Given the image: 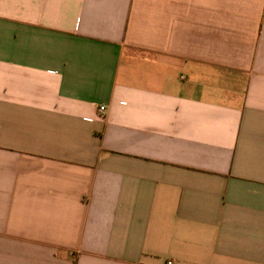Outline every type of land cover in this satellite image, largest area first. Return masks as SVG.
<instances>
[{"label":"crops","instance_id":"obj_1","mask_svg":"<svg viewBox=\"0 0 264 264\" xmlns=\"http://www.w3.org/2000/svg\"><path fill=\"white\" fill-rule=\"evenodd\" d=\"M168 262L264 264V0H0V264Z\"/></svg>","mask_w":264,"mask_h":264},{"label":"built area","instance_id":"obj_2","mask_svg":"<svg viewBox=\"0 0 264 264\" xmlns=\"http://www.w3.org/2000/svg\"><path fill=\"white\" fill-rule=\"evenodd\" d=\"M99 109L101 112H104L106 108L105 106H100ZM168 264H172V262H168Z\"/></svg>","mask_w":264,"mask_h":264}]
</instances>
